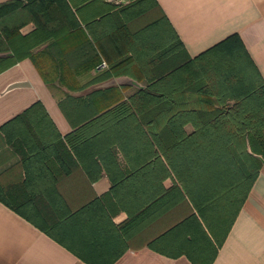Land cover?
Instances as JSON below:
<instances>
[{"label":"crops","instance_id":"obj_1","mask_svg":"<svg viewBox=\"0 0 264 264\" xmlns=\"http://www.w3.org/2000/svg\"><path fill=\"white\" fill-rule=\"evenodd\" d=\"M68 1L80 25L51 21L46 32L59 33L58 40L34 48L35 60L26 57L0 71V127L40 100L70 148L68 134L76 135L82 127L87 133L98 130L95 118L115 99H128L144 87L146 80L135 75L147 74L141 65L137 69L135 61L112 69L94 40L110 29L112 14L131 0ZM153 6L159 16H167L191 57L238 33L264 77V0H154ZM136 19L129 22L133 31L148 23L139 25ZM0 25H21L23 35L36 29L25 9L7 15ZM13 55L11 49L0 51L2 58ZM103 61L108 65L101 67ZM108 70L115 76L105 78ZM187 128L192 131L191 125ZM135 130L136 137L129 134L123 141L127 153L110 129L107 136L90 138L79 154L70 156L50 147L43 155L24 158L0 129V183L17 197L13 188L25 181L28 171L40 180L39 186L56 179L67 209L85 210L83 218H90L87 229L75 225L65 230L78 250H97L101 257H111L125 249L113 264H194L187 254L176 255L186 237L160 245L165 252L151 246L199 213L173 170L169 174L170 166L160 149L153 147L147 130ZM153 150H159L158 158L150 157ZM209 234L216 246L223 239L212 264H264V163L226 237ZM94 238L102 241V252ZM0 264L90 263L0 200Z\"/></svg>","mask_w":264,"mask_h":264},{"label":"trees","instance_id":"obj_2","mask_svg":"<svg viewBox=\"0 0 264 264\" xmlns=\"http://www.w3.org/2000/svg\"><path fill=\"white\" fill-rule=\"evenodd\" d=\"M143 1L123 4L112 14L110 29L99 38L94 36L112 69L117 71L119 66L135 61L137 69L141 70V65L147 74L135 75L146 80L144 87L128 99H115L95 118L98 130L87 133L82 127L76 135L68 134V148L40 100L0 129L24 158L43 155L50 147L70 156L79 154V148L86 147L90 138L107 136L110 129L124 151L123 141L129 134L136 137V128L143 133L147 130L153 147L156 145L165 156L169 174L173 170L199 213L152 241L151 246L165 252L160 245L186 237L188 241L176 255L187 254L194 264H212L223 239H218L216 246L209 231L215 237H226L264 163V77L238 33L191 57L166 15L131 30L129 22L143 13L135 6ZM19 9L30 13L36 29L23 35L21 25H0V51L14 52L13 57H0V71L26 57L35 60L34 48L58 40L59 33L46 32L51 21L60 26L80 25L68 0H10L0 4V20ZM113 73L108 70L104 77L115 76ZM152 156H159V150H153ZM28 172L25 181L13 188L17 197L0 183V200L90 264H113L122 255L125 249L111 257H101L97 250L76 249L65 237V230L75 225L87 229L90 218H83L85 210L67 209L56 190V179L39 186L40 180ZM20 192L25 193L18 195ZM92 242L102 252V241L94 238Z\"/></svg>","mask_w":264,"mask_h":264},{"label":"rangeland","instance_id":"obj_3","mask_svg":"<svg viewBox=\"0 0 264 264\" xmlns=\"http://www.w3.org/2000/svg\"><path fill=\"white\" fill-rule=\"evenodd\" d=\"M152 0H144L140 4H136L135 8L139 10H143V13L135 20L136 22H140L143 25L155 18L158 17L157 9L152 5ZM152 6V7H151ZM148 7H151L150 9H147Z\"/></svg>","mask_w":264,"mask_h":264},{"label":"built area","instance_id":"obj_4","mask_svg":"<svg viewBox=\"0 0 264 264\" xmlns=\"http://www.w3.org/2000/svg\"><path fill=\"white\" fill-rule=\"evenodd\" d=\"M107 65H108V64H107L106 61H103V62L100 64L101 67H105V66H107Z\"/></svg>","mask_w":264,"mask_h":264}]
</instances>
